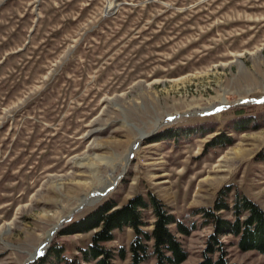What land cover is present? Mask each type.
<instances>
[{
    "label": "rangeland",
    "instance_id": "obj_1",
    "mask_svg": "<svg viewBox=\"0 0 264 264\" xmlns=\"http://www.w3.org/2000/svg\"><path fill=\"white\" fill-rule=\"evenodd\" d=\"M223 189L264 209V0H0V264L53 245L72 259L96 229L67 225L149 193L196 223L181 264H199L215 226L195 212ZM134 237L106 243L114 264ZM220 240L229 261L264 264Z\"/></svg>",
    "mask_w": 264,
    "mask_h": 264
},
{
    "label": "trees",
    "instance_id": "obj_2",
    "mask_svg": "<svg viewBox=\"0 0 264 264\" xmlns=\"http://www.w3.org/2000/svg\"><path fill=\"white\" fill-rule=\"evenodd\" d=\"M229 140L227 138L224 145L231 144ZM222 194L227 196L228 192L225 189L221 191L214 208H200L195 212L204 216V225L215 226L203 252L204 260L199 264H239L229 261L223 249L224 244L220 239L227 234L238 239L237 245L241 250H257L264 254V209L241 193L236 195L233 205H230L223 199ZM223 210L230 211L234 217L218 214ZM152 218L153 227L148 230L146 228ZM126 227L135 232L130 245L131 264H146L150 260H155V264H181L189 256L181 236H189L196 229V223L188 225L179 219L153 193L138 194L121 206L115 200H108L67 225L62 231V234H73L96 229L89 245L80 250V255L68 259L64 257L63 246L53 245L49 255L41 257L33 264H46L50 258L54 259L53 264H114L115 252L106 243L115 239L116 230ZM118 252L119 257L125 258V248ZM215 253L218 254L217 257L214 256Z\"/></svg>",
    "mask_w": 264,
    "mask_h": 264
},
{
    "label": "bare ground",
    "instance_id": "obj_3",
    "mask_svg": "<svg viewBox=\"0 0 264 264\" xmlns=\"http://www.w3.org/2000/svg\"><path fill=\"white\" fill-rule=\"evenodd\" d=\"M143 136H145V134L142 133L140 139H142ZM131 156H132V153L127 156V159H126L127 162L130 160ZM98 157H100V156H98ZM83 159H85V157ZM80 160H81V158H77L76 161L78 162ZM78 163H79L78 165H81V166H85V164H86L82 160L80 162H78ZM94 164L95 163H92V166ZM95 169H96V167H95ZM117 181H118L117 179L111 178L108 181L102 182L101 187H98V188H95V189L97 190V192H102V191L108 189L109 187H111L113 185H116ZM58 230H59V226L57 225V226H54L52 229H50V231H48L47 236H46L45 240L41 243V245L39 247H37V249H36V251L34 253H30V257H29L28 261L33 260L35 257L37 258V256H40V255H42V253L47 251V249L49 248L52 240L56 237V235L58 233Z\"/></svg>",
    "mask_w": 264,
    "mask_h": 264
}]
</instances>
